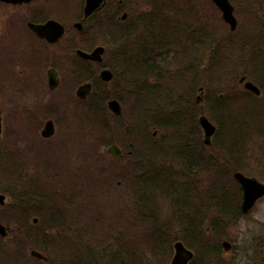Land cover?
Here are the masks:
<instances>
[{
	"label": "rangeland",
	"instance_id": "374dc122",
	"mask_svg": "<svg viewBox=\"0 0 264 264\" xmlns=\"http://www.w3.org/2000/svg\"><path fill=\"white\" fill-rule=\"evenodd\" d=\"M230 1L238 20L235 31L211 0H109L88 21L82 46L87 50L103 44L107 47L106 61L115 75L112 82L101 83L99 69L89 64L88 81L95 85L86 112L78 108L75 117L61 121L56 143L39 140L44 146L40 151H21L16 122H8L13 128L6 126L0 143V194L7 198L0 206V222L11 232L3 239L0 236V247L16 251L10 264H71L76 256L103 253L106 256L100 262L110 264L111 251L120 248L119 260L129 264H171L176 241L194 252V264H264V198L243 215L237 211L242 191L234 179V173L240 171L264 182V134H256L264 132V115H258L253 102H245L253 95L240 84L244 73L255 83L264 77V68H260L264 65V0ZM83 4L84 0H35L28 8H35L40 18L78 20ZM5 9L0 12L7 15L1 16L6 20L18 18L23 11ZM123 13L129 15L125 22L120 21ZM150 27L166 45L176 40L174 36L180 38L174 43L179 45L174 47L177 56L167 58L168 65L151 76L145 69L135 68L145 66L143 50L127 66L122 59L115 63L117 41L113 40L125 38L122 50L128 46L142 49ZM197 61L200 68L196 69L193 95L201 96L198 88L206 85V99L194 106L188 95L192 73L186 69ZM147 81L152 90L159 87L158 99L154 97L157 93L149 94ZM261 88L257 101L264 107V86ZM176 91L179 95L174 98ZM220 97L223 103L235 98L230 111L217 104ZM111 99L122 105L120 116L109 111ZM67 111L54 109L62 115ZM246 113L253 115L249 128L240 123ZM189 115L190 124H183ZM201 115L221 132L213 146L203 144L197 121ZM152 120L167 125H152L149 132L144 131ZM198 128L200 136L191 137ZM231 130L247 133L234 139L241 143L235 152L228 138ZM181 143L184 147H179ZM112 144L123 150L121 159L107 152ZM200 153L206 162L186 164L185 156L196 159ZM143 184L147 186L143 188ZM24 196H30L32 203L26 204L31 210L27 224L17 207ZM232 202L224 211L223 204ZM71 205H77L76 209ZM62 209L70 226L59 220L61 229L55 227L56 222L47 227L45 222L50 220L45 215L53 216V224ZM35 218L40 225L33 222ZM187 226L194 230L185 229ZM224 241L231 249H224ZM36 246L46 247V263L31 257Z\"/></svg>",
	"mask_w": 264,
	"mask_h": 264
},
{
	"label": "flooded vegetation",
	"instance_id": "af4514ba",
	"mask_svg": "<svg viewBox=\"0 0 264 264\" xmlns=\"http://www.w3.org/2000/svg\"><path fill=\"white\" fill-rule=\"evenodd\" d=\"M34 2L35 0L29 3L10 4L0 1V11H6V7L23 10L19 11V15L21 16L11 20H6L1 17L3 15L7 17V15L4 12H0V122L2 125L0 143L3 140L5 131L8 130L6 127L9 125L8 122H16L17 132L19 134L17 141L21 143L20 150L26 151L31 149L32 151L38 152L44 148V146L40 145L39 140H42L41 143L44 144L46 142L56 143L55 137L57 133L60 136L62 132L61 121L63 119L69 121V118L75 117L78 108L80 111L86 112L87 98H80L78 96V89L81 85L89 82L94 89L95 82L88 81V65L90 64L99 69L100 82L111 83V81L104 82L102 80L100 74L104 69L111 70L113 77L115 75L113 68L106 61L105 54L107 47L104 44L102 46L106 48V51L100 62L84 58L79 54L80 50L86 52L94 50L95 47L87 50L82 46L85 42V27L88 21L100 14L104 9L85 19L83 4V8L78 14V20L58 21L63 26L64 32L59 39L50 41L35 30L38 25H45L51 18H40V13L34 11L35 8L30 10L28 7L33 5ZM25 6L26 8H24ZM128 17L129 15L127 13H123L120 21L125 22L128 20ZM78 23L82 24V28L77 26ZM150 32L147 33L144 43L145 46L142 49L138 47V49L133 48L130 50L128 46V50H122L121 42L125 38L121 36L122 38L118 37L117 40H113L117 41L115 63L118 64V60L122 59V63L127 66V64L132 63L135 57L140 56L141 52L138 50H143L142 52L146 54L145 66L135 68L145 69L148 72V76H151L152 73H155V70L167 66V58L177 56L178 50L175 51L174 47L178 48L179 45L174 43H177L180 38L174 36L176 40H172L168 43L169 45H166L162 37L156 38V34L153 33L151 27ZM197 68H200L198 61L188 65L186 69L192 73L190 78L192 86L188 87V95H191V98H193L189 104H193L194 106L206 99V85L198 88L201 96L196 95L195 98V95H193L197 87ZM161 76L162 74H159L158 78H161ZM50 77L56 83V87L54 88L51 87ZM244 79L247 80L246 77ZM147 80L149 81V78ZM148 81L147 86H150L148 92L151 90L149 94L157 93L159 87H155L157 90H152V84ZM240 84L244 85V82H240ZM209 89H213V86H209ZM210 90L208 93L212 97L214 94ZM260 90L262 93V88ZM208 93L206 95L207 97ZM174 95V98H177L179 92H174ZM158 96L157 93L154 96L155 99H158ZM154 97L149 96L150 100L154 99ZM178 99L181 101L179 97ZM165 101H167L166 96ZM55 108L59 111H62V109H65V111L68 110L67 114L54 113ZM191 117L192 115L185 116L186 119L182 121L183 124L188 121L187 125H189ZM199 119L200 117L198 116V124ZM175 120L177 119L175 118ZM179 122L177 121V124H180ZM49 123H51L50 126L53 130L52 134L47 135L48 130L46 128ZM9 127L13 128L12 125H9ZM190 135L191 137H199V128ZM214 141L215 138H212L211 146H213ZM184 145L185 143H181L179 147H184ZM185 158L193 159V157L189 156H185ZM118 184H120V181ZM76 206L71 205L69 207L76 209ZM186 228L187 230H194V226H187Z\"/></svg>",
	"mask_w": 264,
	"mask_h": 264
},
{
	"label": "water",
	"instance_id": "95a60500",
	"mask_svg": "<svg viewBox=\"0 0 264 264\" xmlns=\"http://www.w3.org/2000/svg\"><path fill=\"white\" fill-rule=\"evenodd\" d=\"M7 3L12 4H22V3H29L33 0H0ZM213 3L220 9L222 13L223 20L229 24L230 29L232 31H235L238 26L237 18L234 14V6L230 2V0H212ZM107 3V0H85V6H84V15L85 19H87L90 15L93 13L100 11ZM33 26V25H32ZM77 26L79 28H82V24L78 23ZM40 35L44 36L50 41H55L59 39L63 32L64 28L63 26L56 20H49L47 23L43 26H37L35 29ZM105 53V48L103 46H97L92 52H85L80 50L79 54L87 59L95 60V61H102L103 55ZM101 78L104 81H111L113 78V73L106 69L103 70L101 73ZM53 78L50 77V84L51 87H56V83L53 82ZM245 87L248 90L253 91L257 95H260V89L252 82L247 81L245 84ZM92 92V85L90 83L83 84L78 89V96L80 98H86L90 95ZM110 110L120 115L122 113V106L117 100H110L109 103ZM200 124L204 130L205 133V143L210 144L212 137L215 134L216 126L206 117L202 116L200 118ZM51 123L47 125L46 130L47 135L52 134L53 128L50 126ZM1 134H2V125L0 122V141H1ZM108 151L114 156V157H120L122 156V150L118 147V145L113 144L110 147H108ZM237 182L240 184L242 191H243V200H242V211L247 213L249 212L253 206L256 204V202L264 197V183L259 182L254 177H249L243 174L242 172H236L234 175ZM6 201V197L3 194H0V204L4 205ZM35 222H37V219H35ZM0 235L2 237L7 236V229L3 224H0ZM223 246L226 250L230 249L231 245L228 242H224ZM176 253L172 259L171 264H188L189 261L193 258L194 254L191 250L187 249L182 242H178L175 244ZM32 257L36 259H40L42 261H47L48 257L43 254L41 251L33 249L31 251Z\"/></svg>",
	"mask_w": 264,
	"mask_h": 264
},
{
	"label": "trees",
	"instance_id": "16d2710c",
	"mask_svg": "<svg viewBox=\"0 0 264 264\" xmlns=\"http://www.w3.org/2000/svg\"><path fill=\"white\" fill-rule=\"evenodd\" d=\"M264 68V65L263 66H261L260 68ZM262 68V69H263ZM261 74H262V72H260ZM264 73V72H263ZM246 76H247V73H244ZM261 87L262 86H264V77H261V78H258L257 79V81H256ZM147 86V85H146ZM236 95H238V94H236ZM253 95V94H252ZM92 96V95H91ZM91 96L89 97V98H91ZM93 97H94V95H93ZM92 97V98H93ZM248 97V99H246V103H250V102H253L255 105H256V110L258 111V115L259 116H262V115H264V107H260L259 106V104H258V101L257 100H259L258 99V97H255L254 95L253 96H247ZM233 99H235V98H231L230 99V97L228 98V99H226V101L223 103V101H222V98L220 97L219 99H218V101H217V104H219V105H222L223 106V104L226 106V108H228V110L230 111V109H231V104L233 103V102H235L236 100H233ZM233 100V101H232ZM231 101V102H230ZM233 108V107H232ZM242 111V110H241ZM111 112V111H110ZM247 115L246 116H244L243 118H244V122H240V123H242L241 125H245L246 126V124H247V128H249L250 126H252L253 125V123L254 122H252V120H253V115H250L251 113H246ZM230 115L231 116H234V114H232V113H230ZM145 123V122H144ZM177 124V123H176ZM249 124V125H248ZM145 125V124H144ZM144 125H143V128H144ZM152 125H158V126H164V125H167V123L165 122V123H163V125L161 124V123H159V122H157V123H155V121L154 120H152V121H148V123L146 124V126H145V130L144 131H146V132H149V130H150V127L152 128ZM234 126H235V124H234ZM148 129V130H147ZM236 129V128H235ZM232 131V130H231ZM251 131H253V129H250V131H247V133L249 134ZM141 130L138 132V134H140V136H141ZM247 133H245V134H238V131L236 132V130L235 131H232V133L228 136V138L230 137V139H231V141H233V145H234V152L237 150V148L238 147H236L235 148V146H238V145H241V143L239 142L238 143V140H237V142H236V140H234V139H236L237 137H245V135L247 134ZM221 134V132L220 131H218V137H219V135ZM258 136H262L263 134H264V132H261V131H259L258 133H256ZM137 139V138H136ZM223 141H226V139L224 138V139H221V142L222 143H224ZM238 144V145H237ZM242 145H243V143H242ZM187 162V161H186ZM204 162H206V160H204V157H203V155L200 153V155L195 159H193L192 160V165H195V166H197V165H202ZM187 164H189L188 162H187ZM191 164V163H190ZM132 168V167H131ZM133 169H135V166L133 167ZM149 182H151V180L149 181ZM148 182V183H149ZM147 183V184H148ZM147 186V185H146ZM145 186V184H143V188L144 187H146ZM136 193V189L134 190V194ZM145 196V195H144ZM29 199H31V197L30 196H24V197H22V199L20 200V204L17 206L18 208H19V206H20V209L18 210V215H19V213H20V216H22V219H23V221H24V223L25 224H27V220H29V215H30V212H31V210H29V208L28 207H26V204H29V205H32V203L31 202H29ZM52 201H53V199H51ZM50 200V201H51ZM232 204H233V202L232 203H230L229 204V206L228 205H226V204H224V206H223V208H224V211H225V209L226 208H230V206H232ZM28 205V206H29ZM228 211H230V209L228 210ZM237 211H239V209L237 210ZM61 214H62V216H61ZM46 216V220H50L51 221V219L53 218V216L51 215V214H49V215H45ZM56 219H55V221L53 222V224H52V222H45V224L47 225V227H53L55 224V222L57 223V225H55V227H57V228H60V221H62L63 222V226L64 225H66V226H70V224L68 225V220L67 219H65V217H64V209H62L61 210V213L59 212L58 214H57V216L55 217ZM14 220H16V219H14ZM60 220V221H59ZM59 223H58V222ZM51 223V225H48V224H50ZM37 225H40V222H39V224H37ZM20 227H19V229H17L18 231H20ZM61 229V228H60ZM59 229V230H60ZM64 230H65V228H64ZM58 232H60V231H58ZM11 232H9V234H10ZM2 239H3V237H2ZM48 243V242H47ZM129 247V245H127L126 246V248H128ZM36 249H38V250H40V251H43V253H46V251H47V249H46V247L44 246V247H41V246H36L35 247ZM120 249H122V248H120ZM118 250V252L116 251H111V255H110V264H129V263H126V261H121V260H119V256H121L122 255V253H123V251L122 250ZM9 250V249H8ZM8 250H6V249H4L2 246L0 247V254H2V259L4 260V263H2V262H0L1 264H10L11 262H12V259L14 258V256L16 255V251L15 252H13V251H11V252H9ZM16 250V249H15ZM113 250V249H112ZM123 250H124V248H123ZM91 251V250H90ZM120 251H122V252H120ZM100 253V252H99ZM117 254V256H116V254ZM115 254V255H114ZM17 255H19V251L17 250ZM101 256H106L104 253H103V255H101V254H93V256H91V255H83V257L80 255V256H76V258H75V260L74 261H72L71 262V264H104L103 262H100V257ZM81 257H82V259H81ZM115 261H117V263H115ZM44 263H46V262H44ZM195 262H192L191 264H194ZM199 264H201V263H199Z\"/></svg>",
	"mask_w": 264,
	"mask_h": 264
},
{
	"label": "bare ground",
	"instance_id": "6f19581e",
	"mask_svg": "<svg viewBox=\"0 0 264 264\" xmlns=\"http://www.w3.org/2000/svg\"><path fill=\"white\" fill-rule=\"evenodd\" d=\"M192 160H193V159H189V158L186 159V161H187L188 163H191V164H192Z\"/></svg>",
	"mask_w": 264,
	"mask_h": 264
}]
</instances>
